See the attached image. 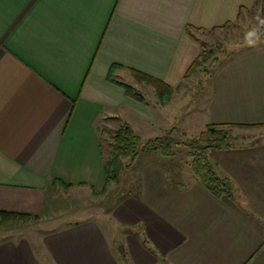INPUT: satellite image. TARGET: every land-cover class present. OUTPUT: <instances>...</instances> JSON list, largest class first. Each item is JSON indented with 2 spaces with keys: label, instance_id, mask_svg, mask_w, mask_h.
Returning <instances> with one entry per match:
<instances>
[{
  "label": "crops",
  "instance_id": "crops-1",
  "mask_svg": "<svg viewBox=\"0 0 264 264\" xmlns=\"http://www.w3.org/2000/svg\"><path fill=\"white\" fill-rule=\"evenodd\" d=\"M245 17L264 24V0H0V211L43 221L61 191L113 189L105 216L117 229L89 219L1 241L0 264H264V35L182 93L188 104L200 87L198 132L256 131L254 144L210 153L234 200L155 152L107 186L102 153V126L188 140L163 124L185 104L196 35ZM130 70L179 91L140 102L118 85L141 87Z\"/></svg>",
  "mask_w": 264,
  "mask_h": 264
},
{
  "label": "rangeland",
  "instance_id": "rangeland-1",
  "mask_svg": "<svg viewBox=\"0 0 264 264\" xmlns=\"http://www.w3.org/2000/svg\"><path fill=\"white\" fill-rule=\"evenodd\" d=\"M260 35V36H252V35ZM261 35H264V24H260L259 21L255 17H245L244 19H240L234 25L226 26V28L222 30H213L212 32H198L197 38L199 40V45L205 46L207 50V59L203 61H199V67L196 68L195 71L191 72L182 87L179 90L174 89L171 96L173 98L177 94V98L183 99L182 106H179L180 111L179 113L173 114L174 119L172 121L167 120V123H164L163 126L166 127L170 124H174L177 126L178 129H184L185 133L187 134L188 140L198 138L201 135V132H198V124H194V116L197 112H202V106L200 103L202 99H199L198 92L199 88H192L190 92L192 94V100H189L188 104H186V98L182 96V93L187 89L186 84L192 83L189 80L192 77V81L194 83L197 80H203L204 76H207V73L214 70L218 65L223 63L227 58L235 54L239 48L243 47L245 44H251L252 39H261ZM264 37V36H263ZM262 37V38H263ZM255 39V40H256ZM201 47V46H200ZM202 50L200 51L201 54ZM199 54V55H200ZM199 57V56H198ZM196 58V60L198 59ZM135 81V80H134ZM136 82V81H135ZM137 83V82H136ZM138 85V84H135ZM141 87H135L138 91L146 96L148 100H158L157 104L170 101V97H164L159 99L155 92V89L146 84H139ZM201 84H199L200 86ZM148 91V92H147ZM152 92V94H151ZM154 93V94H153ZM199 99V100H198ZM193 101V103H191ZM152 102V101H151ZM154 104V103H153ZM175 111V109L170 108L169 112ZM117 128V127H115ZM119 128V127H118ZM102 144L104 146V154L105 156H109L108 152L111 151V134H113L117 129H108L105 126H102ZM232 134L237 138L234 146L237 145H251L254 144L258 138L256 135L255 140H253L252 134L256 131L254 130H231ZM160 135L162 132H158ZM177 133V131H176ZM175 132H170L169 135L171 136L174 134L175 140L178 142L176 148V155L172 158L175 161H179L181 163L183 171L189 170L188 166H186L185 162H190V157L188 156V151L185 148V143L188 142L187 139L181 138ZM168 135V134H167ZM179 136V137H178ZM146 138V135L142 136ZM163 137V136H161ZM161 137H153L152 139L161 138ZM113 203V189L106 190L102 193H97L92 190H66L61 191L57 194L56 197L51 199V211L50 215L44 218L43 221L39 220H30L34 221L29 223L25 226H0V242L6 241L10 239H17L20 237H30L32 235H36L40 230H48L50 228H59L64 225H68L70 223H75L78 221H84L93 219L100 223L105 229L110 231V234H115L114 227L115 225L112 224L109 218H107L106 212L109 211ZM22 221L20 223H23ZM13 227V228H12ZM117 230V229H116Z\"/></svg>",
  "mask_w": 264,
  "mask_h": 264
},
{
  "label": "trees",
  "instance_id": "trees-1",
  "mask_svg": "<svg viewBox=\"0 0 264 264\" xmlns=\"http://www.w3.org/2000/svg\"><path fill=\"white\" fill-rule=\"evenodd\" d=\"M200 46L202 52L186 73V77L199 67L198 62L200 60L203 61L208 57L204 44ZM130 71L138 84H146L153 87L159 99L168 98L172 95L174 88L164 82L134 70ZM118 85L122 86L130 97L146 103L144 94L132 85L120 82ZM231 130L232 128L227 125H209L198 138L189 139L184 144L191 160L189 162L190 169L201 185L217 199L227 198L234 200L237 195L233 184L230 180L219 176L210 159L211 152L234 147L237 138L232 134ZM177 145L178 142L173 134L143 142L130 125H122L111 134V151L108 152V157L104 154V146L102 144L107 186L111 183H119L122 173L131 168L132 162L140 154L155 152L165 158L172 159L176 155ZM35 219H37L35 216L0 211V226H8L13 223Z\"/></svg>",
  "mask_w": 264,
  "mask_h": 264
},
{
  "label": "clouds",
  "instance_id": "clouds-1",
  "mask_svg": "<svg viewBox=\"0 0 264 264\" xmlns=\"http://www.w3.org/2000/svg\"><path fill=\"white\" fill-rule=\"evenodd\" d=\"M250 46H252V45H250Z\"/></svg>",
  "mask_w": 264,
  "mask_h": 264
}]
</instances>
